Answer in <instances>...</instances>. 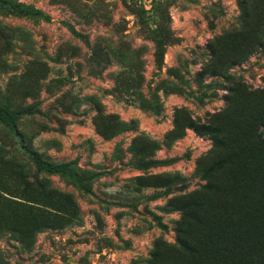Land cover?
<instances>
[{"label": "rangeland", "instance_id": "rangeland-1", "mask_svg": "<svg viewBox=\"0 0 264 264\" xmlns=\"http://www.w3.org/2000/svg\"><path fill=\"white\" fill-rule=\"evenodd\" d=\"M14 1L43 14L0 11V105L20 112L30 147L78 175L36 172V180L52 182L47 201L39 186L31 201L0 192V264H132L159 237L175 243L180 213L162 206L206 183L194 173L200 157L216 149L213 128L234 139L264 136V46L222 71L228 39L237 40L233 33L242 26L243 3L258 8L261 2ZM261 9L264 14V4ZM244 39L238 37L242 45ZM108 114L137 120V129L108 138L101 131ZM177 120L193 126L143 168L129 149L136 136L161 140ZM0 143L15 144L2 123ZM0 169L3 187L24 185L14 165ZM165 172L187 176V187L165 194L128 184L136 175ZM259 187L264 196V174ZM212 262L264 264V258L236 253Z\"/></svg>", "mask_w": 264, "mask_h": 264}, {"label": "trees", "instance_id": "trees-1", "mask_svg": "<svg viewBox=\"0 0 264 264\" xmlns=\"http://www.w3.org/2000/svg\"><path fill=\"white\" fill-rule=\"evenodd\" d=\"M259 1L261 5L258 8H251L247 2L243 3L242 26L233 33L237 40L228 39L231 54L223 73L229 66L246 60L254 51L264 46V14L261 9L264 0ZM0 11L16 15L43 14L38 9L14 0H0ZM256 13H259L257 19ZM239 36L245 38L243 45L238 41ZM220 38L216 41L221 42ZM212 52L213 56H217L219 49L213 47ZM173 91L182 93L177 88ZM19 115L20 112L12 111L9 106L0 105V123L15 139L13 149L0 143V165H14L17 168L16 178L24 185L3 187L0 178V192L16 193L31 201L29 197L34 187L39 186L45 190L43 199L47 201L49 193L54 191L52 182L49 178L36 180V172L70 177L78 174L69 164L47 160L39 151L30 147L19 128ZM106 118L110 120L109 125H105L101 131L108 138L137 129L138 122L135 119L126 121L117 114H108ZM191 126L192 122L181 124L177 120L174 128L161 140L140 133L129 149L139 158L143 168L153 166L157 163L153 158L156 152L182 138L186 129ZM213 131L216 149L200 157L194 173L205 179L206 183L193 191L175 194L162 206L168 213H180L179 219L175 220L176 242L168 243L163 237H159L154 241L148 256L138 257L132 264H212L216 255L227 261L236 253L251 258H264V210L260 209L264 196L259 187V179L264 174V136L256 134L234 139L218 127H214ZM229 141L235 143L238 150L232 151L233 145H227ZM239 149L247 152L242 154ZM188 180L180 172H165L136 175L128 180V184L136 185L138 190L164 188L166 194L174 187L185 189ZM0 200H3L2 194Z\"/></svg>", "mask_w": 264, "mask_h": 264}]
</instances>
